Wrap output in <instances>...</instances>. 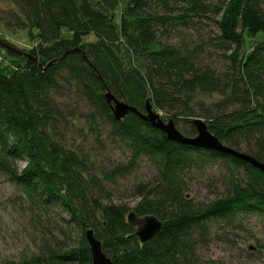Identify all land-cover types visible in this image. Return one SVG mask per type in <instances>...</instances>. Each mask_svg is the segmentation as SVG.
I'll use <instances>...</instances> for the list:
<instances>
[{
    "label": "trees",
    "instance_id": "16d2710c",
    "mask_svg": "<svg viewBox=\"0 0 264 264\" xmlns=\"http://www.w3.org/2000/svg\"><path fill=\"white\" fill-rule=\"evenodd\" d=\"M15 2L12 18L29 29L36 44L27 57L0 44L11 56L9 64L0 63V170L32 203L48 211L60 208L82 232L79 247L44 251L30 264H92L86 238L91 228L113 264H199L197 249L209 240L212 224L233 230L243 227L244 214L264 218V171L231 153L171 139L134 112L118 120L107 98L125 100L142 113L149 100L164 121L186 122L184 134L193 137L197 131L189 118L196 114V96L220 93L222 100L203 114L209 130L264 164V0ZM209 14L222 16L215 46L231 61L226 71L200 63L198 48L169 42L174 24L188 26ZM67 30L70 36L64 37ZM90 35L95 40H86ZM248 38L253 44L246 51ZM66 85L90 105L87 117L106 118L112 134L130 149L129 164L104 173L105 179L113 182L142 159L155 166L156 180L139 185L142 200L135 208L139 216L163 221L147 243L135 235L126 207L96 198L100 179L62 140ZM219 161L230 175L226 193L206 201L190 196V173Z\"/></svg>",
    "mask_w": 264,
    "mask_h": 264
},
{
    "label": "rangeland",
    "instance_id": "374dc122",
    "mask_svg": "<svg viewBox=\"0 0 264 264\" xmlns=\"http://www.w3.org/2000/svg\"><path fill=\"white\" fill-rule=\"evenodd\" d=\"M17 11L15 0H0V38L28 52L36 42L30 37L28 28H20L13 20ZM221 18V15L209 14L204 19H195L188 26L174 24L169 42L188 50L198 48L200 63L217 71H226L231 67V61L215 46L219 33L217 21ZM63 36L69 37L70 32L65 31ZM86 40H95V36L90 35ZM252 44L253 39L248 38L245 50L249 51ZM10 59L7 51L0 49L1 65L9 64ZM63 92V120L59 131L62 140L86 159L89 174L100 179L101 185L94 189L96 198L103 204L113 202L126 207L128 216L142 200L139 185L155 182V166L150 160L142 159L138 167L113 182L105 179L104 173L129 164L130 149L112 134L113 129L106 118L87 117L91 116L92 109L73 86L66 85ZM222 98L220 93H199L193 102L196 114L189 120L201 118L206 121L205 108L212 107ZM177 126L183 133L188 129L184 121ZM18 164L21 169L26 166L24 160ZM241 175H245L243 170ZM229 176L226 164L221 161L198 165L188 177V194L198 201L221 196L227 191ZM240 219L243 227L239 229L211 225L209 240L197 249L199 264H264V218L244 214ZM69 220L60 208L48 211L32 203L0 170V264H30L34 256L44 251L61 254L79 247L81 228Z\"/></svg>",
    "mask_w": 264,
    "mask_h": 264
},
{
    "label": "water",
    "instance_id": "95a60500",
    "mask_svg": "<svg viewBox=\"0 0 264 264\" xmlns=\"http://www.w3.org/2000/svg\"><path fill=\"white\" fill-rule=\"evenodd\" d=\"M0 44L6 49L15 52L16 54L25 57L28 56V52L19 50L7 40L0 38ZM107 98L109 103L112 105L114 116L118 120L123 119L128 112H134L135 114L150 122L155 127L163 130L171 139L190 143L200 148L231 153L241 159H244L246 162L252 163L254 167L264 171V164L260 163L253 156L223 144L219 138L209 130L207 122L201 118H197L192 121L196 128L197 134L193 137H189L177 127L174 120L171 119L168 122L164 121L161 117V114H159L154 109L149 100L147 101L146 112L142 113L135 107L129 105V103L125 102L124 100H119L113 95L107 94ZM127 219L130 224L136 227L135 235L143 244L153 239L163 226V221L153 214L139 216L137 212L132 211L127 216ZM86 238L92 253V264H113L112 259L103 250L102 241L97 238L94 229L91 228L86 230Z\"/></svg>",
    "mask_w": 264,
    "mask_h": 264
}]
</instances>
